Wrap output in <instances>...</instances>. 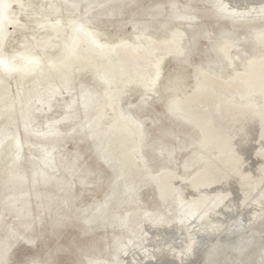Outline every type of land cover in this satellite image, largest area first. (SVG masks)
Listing matches in <instances>:
<instances>
[{
  "label": "water",
  "instance_id": "obj_1",
  "mask_svg": "<svg viewBox=\"0 0 264 264\" xmlns=\"http://www.w3.org/2000/svg\"><path fill=\"white\" fill-rule=\"evenodd\" d=\"M0 264H264V0H0Z\"/></svg>",
  "mask_w": 264,
  "mask_h": 264
}]
</instances>
